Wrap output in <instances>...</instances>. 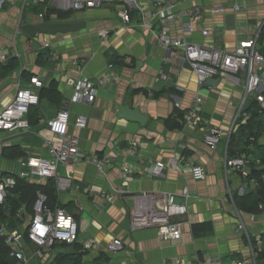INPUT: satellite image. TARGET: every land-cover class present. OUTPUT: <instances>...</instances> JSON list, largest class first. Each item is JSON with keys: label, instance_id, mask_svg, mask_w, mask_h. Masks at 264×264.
Wrapping results in <instances>:
<instances>
[{"label": "crops", "instance_id": "0c3cea01", "mask_svg": "<svg viewBox=\"0 0 264 264\" xmlns=\"http://www.w3.org/2000/svg\"><path fill=\"white\" fill-rule=\"evenodd\" d=\"M52 1L3 0L0 6V47L10 60L0 64V112L17 90L30 87L32 78H37L44 87L52 82L56 88L52 101L44 95L39 107L29 110L28 131L0 132V170L18 171L19 159L46 157L47 143L58 145L59 141L51 137L44 123L63 106L70 115L68 132L78 138L84 157L72 167L70 190L56 193V202L78 224V241L68 246L57 245L38 264H72V258L76 257L80 258V264L196 261L248 264L250 244L257 253L264 251V211L245 213L236 209L233 194L241 196L246 192L240 190L245 179L240 172H224L226 139L216 150L209 149L202 140L203 132L209 127L225 134L236 131L234 119L243 97L242 75L218 79L215 87H202L191 70L176 65L178 58L171 57L172 49H161L147 31L123 24L115 16L112 5L68 12L70 16L65 20L54 16L45 20L46 9L56 10ZM188 3L182 4L184 9L201 7ZM245 6L244 12L231 11L225 18L216 20L214 17L222 13L212 14L211 8L202 5L194 33L188 35L187 40L232 51L246 32H253L254 24L264 13L263 5L256 6L259 10L254 13L250 12L254 6ZM41 23H80L81 26L75 32L36 35L39 40L47 38L51 45L48 51L38 48L24 31L16 35L19 24L23 27ZM245 26L247 30L241 29ZM202 30H208L209 34L201 36ZM101 32H107L105 39L99 36ZM181 54L177 51L178 57ZM104 78L105 83L99 87L91 105L71 102L74 89L69 81L87 80L96 84ZM171 89L176 93H171ZM155 93H161L160 97L154 99ZM198 97L202 98L196 115L200 123L167 130L163 120L173 116L175 110L184 116L194 108ZM249 103H256L253 97L245 107ZM122 106L138 109L147 117L146 123L139 125L119 117L118 108ZM78 116L86 118L85 129L73 126ZM259 134L249 145L251 154L245 157L254 165L264 156V136L262 131ZM132 143L136 146H131ZM8 147H16L23 155L15 156V152L6 151L8 156L3 157V150ZM91 154L110 156L113 162L104 173L98 172L88 162ZM157 162L165 165L163 175L151 177ZM125 166L133 170L126 180L122 178ZM192 166L201 167L204 178L195 179ZM263 167L256 166L258 170ZM57 172L66 175L62 166L57 167ZM185 189L189 194L187 200L182 196ZM140 193L156 197L170 194L186 205L187 219L180 222L179 240H162L155 229L130 230L133 196ZM236 212L243 220L250 241L245 234L236 231ZM29 215L27 212V217ZM113 239L122 241L123 251L116 254L105 251V246ZM86 241L93 242L91 249H84ZM257 264H264V259Z\"/></svg>", "mask_w": 264, "mask_h": 264}, {"label": "built area", "instance_id": "2783aa9c", "mask_svg": "<svg viewBox=\"0 0 264 264\" xmlns=\"http://www.w3.org/2000/svg\"><path fill=\"white\" fill-rule=\"evenodd\" d=\"M189 0H53L52 6L61 12H80L97 9L103 5H112L115 16L125 25H133L147 31L154 37L161 49H172L171 57L177 62L180 68L187 67L197 77L199 84L206 79H226L234 75H242L244 80L243 97L240 106L237 108L234 123L240 116H243V109L248 99L253 97L254 101L264 107V13L260 20L253 26V32L248 33L239 40L232 51L218 49L213 45L197 44L189 42L187 36L194 33L195 25L202 14L203 8L194 6L184 9L182 4ZM208 1V0H207ZM210 1V0H209ZM231 10L234 13L244 12L247 8L240 0H229ZM3 0H0V6ZM225 8L212 7V14H220ZM39 18H43L40 14ZM175 23L177 26L175 27ZM247 30L245 26L241 28ZM23 34L22 25L17 26L16 35ZM201 36H207L208 30H202ZM102 39L107 37V32H101ZM38 48L48 51L50 43L46 37H32ZM177 51H181L180 57ZM8 56L0 47V63H5ZM111 68V66H110ZM166 80V77H162ZM105 83V78L96 84L91 81L74 82L69 85L74 89L71 98L73 103L91 105L99 92V87ZM45 84L37 78L30 79L29 88L17 90L14 98L0 112V132L15 133L28 131L29 124L26 116L32 107H39L40 99L38 91ZM202 98L198 97L195 106L183 116L182 127L190 124L198 125L200 119L196 117L198 105ZM246 120L248 116L244 114ZM70 115L65 106L45 121L44 125L51 135L57 139L58 145L53 146L47 143L48 151L46 157H27L18 160V171L0 170V207L4 205L7 196L18 180L31 184L43 185L47 180L52 179L56 193L67 192L71 188L72 167H74L83 155L79 150V141L76 136L68 132ZM76 129L82 130L86 127V118L78 116L72 122ZM215 127L207 128L202 134V140L211 150H216L223 139L228 145L229 136ZM264 136V117L262 126ZM3 145L1 144V147ZM131 146H136L132 143ZM183 148V147H181ZM88 162L98 172L104 173L111 166L113 159L110 156L99 157L91 154ZM260 165V160L255 161ZM253 161L239 156L230 157L227 147L224 152V172H240L245 180L242 181L240 190L247 191L256 180L250 176L249 165ZM65 168L66 175L62 176L57 172V167ZM165 165L157 162L152 171L151 177H162ZM195 179L204 178V171L199 166L191 167ZM133 174L129 166L122 170V178L127 179ZM229 195L231 193L229 191ZM184 199L189 198L185 189L182 193ZM259 209L264 211V203L259 204ZM15 226L5 222L0 224V238L8 247V257L14 264H38L45 255L53 251L57 245H73L78 241L79 228L75 219L58 203L48 204L47 195L41 191L36 192V198L32 204L31 212L27 217L26 207H21L13 215ZM187 219V207L177 202L175 196L167 194L156 197L149 193H140L133 196V204L129 213V226L131 231L144 229H155L162 240H179L181 238L180 222ZM236 231L243 233L250 241L243 220L236 212ZM84 249L93 247L92 241L83 243ZM123 243L119 239H113L105 246V251L116 254L123 251ZM248 264H257V252L250 244V256ZM182 264H200L198 261ZM237 264H245L239 262Z\"/></svg>", "mask_w": 264, "mask_h": 264}, {"label": "trees", "instance_id": "16d2710c", "mask_svg": "<svg viewBox=\"0 0 264 264\" xmlns=\"http://www.w3.org/2000/svg\"><path fill=\"white\" fill-rule=\"evenodd\" d=\"M53 16L57 17L59 20H65L69 18L70 13L59 12L51 8L44 11L45 20H49ZM8 60L9 59H7L6 62H8ZM170 92L176 93L174 89H171ZM55 93V85L51 82L47 87L40 89L39 99L45 95L50 101H52L53 97L56 96ZM160 95L161 93H155L153 98L157 99ZM242 113L243 116H240L234 124L236 131L234 132L233 130L229 136L227 152L230 157H235L234 155H236V157L241 155L247 157L250 155L249 145H252L255 142L260 135L259 133L262 131L264 109H261L256 103H249V105L244 107ZM244 114L248 116L246 120L244 119ZM182 120L183 114L178 112V110H175L173 116L164 119L163 123L167 130H179L182 128ZM6 151L15 152V156L23 155V153L16 147H8L3 150V157L8 156L5 153ZM262 165L264 166V156L260 159V166ZM256 166L258 165H249V177L254 178L256 180V184L252 185L241 196L233 194V202L238 211L245 213H257L260 211L258 207L259 204L264 203V167L258 170ZM37 191H41L47 195L48 204L54 205L56 203V190L52 179L47 180V183L43 185L31 184L23 180H18L14 189L10 191L11 195L7 196L4 205L0 207V224L8 222L12 227H14L15 223L12 217L15 212L23 206L26 207L27 212H31L32 204L35 201ZM72 259V264H80V258L76 257ZM263 259L264 251L257 253V261ZM0 264H14V262L8 257V247L2 238H0Z\"/></svg>", "mask_w": 264, "mask_h": 264}, {"label": "water", "instance_id": "95a60500", "mask_svg": "<svg viewBox=\"0 0 264 264\" xmlns=\"http://www.w3.org/2000/svg\"><path fill=\"white\" fill-rule=\"evenodd\" d=\"M81 26L80 23H41L38 25H24L22 30L30 37L36 35H55L57 33L65 34L75 32ZM218 84L217 78H209L202 82V87H215ZM118 116L128 121L136 122L144 125L147 117L142 115L138 109H130L129 107H119Z\"/></svg>", "mask_w": 264, "mask_h": 264}, {"label": "rangeland", "instance_id": "374dc122", "mask_svg": "<svg viewBox=\"0 0 264 264\" xmlns=\"http://www.w3.org/2000/svg\"><path fill=\"white\" fill-rule=\"evenodd\" d=\"M243 1L245 3V5L247 6H254L251 7L252 9H250V12H253L256 10V12L259 10L258 7L256 6H260L263 5L262 7H264V0H240ZM190 5H193V3L198 4V5H203L205 8L210 9L212 7H219V8H225L224 13H222L221 15H216L214 18L217 19H221V18H225L226 16H228L230 14V12L232 11L231 6H230V1L229 0H215L213 2L207 1V0H190L188 1ZM5 167H10L11 165H4ZM1 167V165H0Z\"/></svg>", "mask_w": 264, "mask_h": 264}]
</instances>
